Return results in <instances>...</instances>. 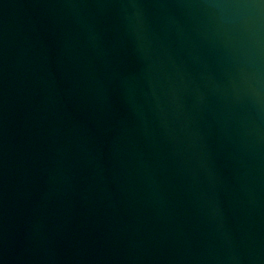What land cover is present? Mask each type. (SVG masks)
Masks as SVG:
<instances>
[{
  "label": "water",
  "instance_id": "95a60500",
  "mask_svg": "<svg viewBox=\"0 0 264 264\" xmlns=\"http://www.w3.org/2000/svg\"><path fill=\"white\" fill-rule=\"evenodd\" d=\"M0 264H264V0H0Z\"/></svg>",
  "mask_w": 264,
  "mask_h": 264
}]
</instances>
